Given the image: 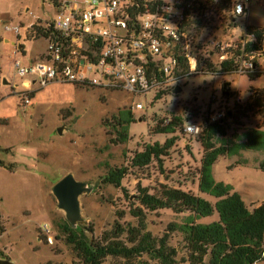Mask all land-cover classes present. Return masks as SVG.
<instances>
[{
  "label": "rangeland",
  "instance_id": "obj_1",
  "mask_svg": "<svg viewBox=\"0 0 264 264\" xmlns=\"http://www.w3.org/2000/svg\"><path fill=\"white\" fill-rule=\"evenodd\" d=\"M51 4L52 0H0V79L4 77L17 86L15 90L10 85L0 87V225L4 230L0 260L8 264H83L57 228L66 219L51 193L59 180L71 174L90 190L79 196L81 221L69 226L89 243L103 242L104 234L114 232L118 224L124 233L109 245L146 249L139 258L108 256L101 264H187V214L146 210L139 206V191L158 195L163 187L174 188L214 203L197 189L201 137L186 135L182 124L200 116L205 119L227 92L229 97L239 93L245 103L225 123L227 137L246 129L264 130V70L251 77L254 80L237 74L193 76L180 84V93L159 94L152 103V94L143 99L50 83L29 93L30 103L23 109V95L19 94L25 78L16 74L15 62L26 66L44 52L46 42L35 39L22 43L21 38L18 42L4 27L51 20L55 14ZM249 22L264 26V11L253 8ZM19 46L24 55L18 52ZM203 70L209 69L203 65ZM224 84H228L226 89ZM136 102L143 103L144 109L131 113L135 123L129 128L128 141L112 143L114 118ZM176 117L181 125L173 135L154 134L157 123ZM172 137L176 138L174 144L159 161L146 167L131 164L134 154L145 146L163 145ZM243 160L247 163L241 164ZM259 160H264V153L240 152L230 158L220 157L212 167L215 182L230 185L249 210L264 202V173L256 168ZM115 168L126 169L118 188L105 183L106 174ZM134 209L141 211L140 217L130 215ZM215 220L216 214L197 222ZM155 255L168 256V260Z\"/></svg>",
  "mask_w": 264,
  "mask_h": 264
},
{
  "label": "built area",
  "instance_id": "obj_2",
  "mask_svg": "<svg viewBox=\"0 0 264 264\" xmlns=\"http://www.w3.org/2000/svg\"><path fill=\"white\" fill-rule=\"evenodd\" d=\"M51 5V20L4 27L17 38L22 31L23 41L46 42L26 66L15 62L16 74L25 78L23 109L31 92L50 83L143 99L152 94V103L159 94L174 95L193 76L251 77L264 70V26L249 22L253 8L264 11V0H52ZM2 85L17 88L5 78ZM232 97L222 95L205 119L184 122L183 132L201 137L207 126L229 122L245 107L239 93ZM143 109L141 102L130 106L131 113ZM171 120L163 119L161 126Z\"/></svg>",
  "mask_w": 264,
  "mask_h": 264
},
{
  "label": "trees",
  "instance_id": "obj_3",
  "mask_svg": "<svg viewBox=\"0 0 264 264\" xmlns=\"http://www.w3.org/2000/svg\"><path fill=\"white\" fill-rule=\"evenodd\" d=\"M20 49L23 54V47ZM251 77L249 79L254 80ZM114 120L112 131L115 139L112 143L125 144L129 139V128L135 123L130 109L119 112ZM179 122L180 119L176 117L169 124L161 126V121L154 134L173 135L181 125ZM200 139L203 154L198 169L197 189L200 195H206L215 202L211 203L191 192L163 187L158 195L140 190L137 199L139 206L151 212L168 209L176 214H187L184 220L187 229V264H257L264 261V202L249 210L230 185L217 183L212 176V167L220 157L230 158L240 152L264 153V130L246 129L241 134L227 137L226 124H211L206 127ZM175 140L172 137L163 145L154 143L145 146L141 153L134 154L131 164L134 167H146L154 160L159 161L160 157L166 156ZM246 163V160L241 162ZM256 164V168L264 173V160H259ZM125 174L124 168L111 169L106 174L105 183L118 188ZM141 214L139 209L130 211L134 218ZM214 214L217 215V220L211 223L197 222L213 217ZM57 228L83 264H101L108 256L125 260L139 258L146 251L144 247L125 249L109 245L110 240L118 239L124 233V229L118 224L114 232L104 234V243L93 240L86 242L65 220L58 223ZM3 231L0 225V235ZM155 258L164 262L168 260V256L163 255H155Z\"/></svg>",
  "mask_w": 264,
  "mask_h": 264
},
{
  "label": "water",
  "instance_id": "obj_4",
  "mask_svg": "<svg viewBox=\"0 0 264 264\" xmlns=\"http://www.w3.org/2000/svg\"><path fill=\"white\" fill-rule=\"evenodd\" d=\"M5 84V83H4ZM228 84H224L226 89ZM181 89L176 87L174 93H180ZM227 94L226 92H224ZM61 133V129L58 131ZM90 189L86 188V184L76 181L71 174H67L59 180L51 189V193L57 202V208L64 212L67 223L71 226L81 221V211L79 204V196ZM8 261L0 260V264H8Z\"/></svg>",
  "mask_w": 264,
  "mask_h": 264
},
{
  "label": "crops",
  "instance_id": "obj_5",
  "mask_svg": "<svg viewBox=\"0 0 264 264\" xmlns=\"http://www.w3.org/2000/svg\"><path fill=\"white\" fill-rule=\"evenodd\" d=\"M37 20H42V19H37ZM37 20H36V21H37ZM36 21H35L34 23H36ZM34 23H30V24H34ZM30 24H29V25H30ZM27 26H28V25H27ZM24 27H25V26H24ZM6 32H7V31H6ZM21 32H22V31H21ZM9 33H12V32H9ZM13 34H14V33H13ZM14 35H15V34H14ZM20 35H21V34H20ZM16 38H17V37H16ZM20 38H21V37H20ZM20 38H17V41H18V42L20 41ZM21 39H22V38H21ZM24 42H25V41H22V43H24ZM22 55H24V52H23ZM39 55H40V54H39ZM39 55H38V56H39ZM36 58H37V57H35V59H36ZM1 79H4V77L1 78ZM5 79H6V78H5ZM226 93H227V92H226ZM224 94H225V93H224ZM225 95H228V93L225 94ZM233 190H234V189H233ZM238 194H239V193H238ZM262 203H263V202H262ZM259 205H260V204H258L257 206H259ZM257 206H255L254 208H256ZM254 208H253V209H254ZM253 209H252V210H253ZM47 232H48V230H47Z\"/></svg>",
  "mask_w": 264,
  "mask_h": 264
}]
</instances>
